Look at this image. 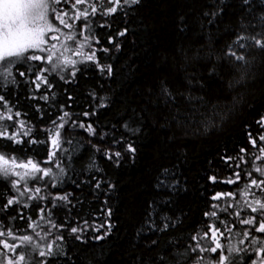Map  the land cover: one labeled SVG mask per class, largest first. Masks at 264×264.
I'll return each instance as SVG.
<instances>
[{
  "label": "trees",
  "instance_id": "16d2710c",
  "mask_svg": "<svg viewBox=\"0 0 264 264\" xmlns=\"http://www.w3.org/2000/svg\"><path fill=\"white\" fill-rule=\"evenodd\" d=\"M218 3L219 0H215V4L213 0H141L133 8L118 9L112 15H103L104 10H100L101 14L89 19L93 21L100 44L93 42L96 48L110 49L107 53L97 52V57L101 64L113 66V75H102L95 63L79 65L81 71L70 84L59 79L62 74L50 75L55 99L50 97L47 102L32 99L42 96L46 85H41L37 91L35 84L30 83L34 75H27L29 67L47 66L39 61L17 66L26 76L20 77L17 73L18 84L6 90L0 87V94L5 96L13 115L12 121L0 120V124L12 125L24 120V131L29 127L33 131L27 137L21 131L23 144L0 139V146L8 145L0 147V151L15 154L25 162L33 159L42 168L49 167L43 162L48 158L51 141L47 144L28 141L48 137L45 129L54 128L52 120L62 115L61 105L73 113L72 119L91 123L98 134L107 132L109 135L101 140L99 135L89 136L84 129L65 125L62 136L72 139L73 144L64 143L63 147L73 152V157L69 162L65 154L64 174L53 169L56 188L51 187L52 181L47 177L43 181L9 177V180H19L17 189L13 190L8 181L0 178V205L7 204L9 197L19 201L0 211V231L4 233L0 241L21 245L20 237L31 236V243L17 247L16 252L30 256L32 264L43 261L47 264H156L158 254L168 253L173 248L183 250L188 243H194L191 235L208 225L215 223L224 230L225 225L219 222L224 220L231 231H224L222 244L248 250L247 254L241 251L240 256L233 259L239 261L243 257L248 261L250 255L254 256L252 237L264 239V233L255 232L258 223L247 225L241 220L258 216L252 213L251 207L256 199L264 201V193L260 189L253 193L256 186L250 185L252 179L260 180L253 169H261L264 163V160H256L264 141L258 140L257 148H253L248 137L249 132L253 137L264 132L257 124L264 117V50L247 41H242L247 45L244 49L234 45L237 53L245 54L248 61L238 71L229 64L234 58L226 56V45L238 31L255 34L260 30L259 26L240 27L241 17L247 24L254 20L260 8L255 0L251 12L245 10L240 0H225V5H220L225 10L213 24H208L209 17L203 13ZM101 24L104 27H100ZM125 28L127 34L118 36V31ZM109 36L119 41V51L109 43ZM213 65L217 71L209 75ZM66 78L72 80L71 75ZM162 86L168 88L175 103L164 95ZM91 93L97 98L93 99ZM189 95L204 99L190 103L185 99ZM69 96L73 99L69 100ZM100 98H104L106 107H97ZM177 108L182 113L179 123L173 119ZM17 111L21 113L18 118L14 115ZM94 111L95 115H83ZM0 112L7 115L2 106ZM125 123L139 131H125ZM16 128H19L18 123ZM121 137L125 143L113 144ZM127 142L134 146V153L125 150ZM92 144L101 151L97 152ZM241 148L247 151L241 152ZM106 149L122 151L123 159L118 165L106 159ZM225 156L235 159L226 163ZM93 159L95 164L89 167ZM237 172L240 179L228 183L229 179L236 180ZM213 176L215 182L210 179ZM26 182L29 191L23 192ZM98 182L99 189L95 187ZM245 185H250L248 192L244 191ZM36 187H41L39 194L35 192ZM67 193L72 194L71 203L53 199L54 195ZM217 193L221 195L213 200ZM30 196L34 198L29 199ZM53 204L59 207L54 208ZM213 204L217 208L213 209ZM212 211L217 217H205V212ZM164 217L175 227L154 231L153 227H163ZM85 221L92 227L83 234L86 242L82 243L70 235L68 229L83 226ZM53 224L64 227H53ZM101 225L100 232L92 231L93 227ZM108 225L111 229L104 239L90 238L100 235ZM9 231L16 239L8 236ZM245 231L251 233L247 239L243 235ZM211 235L209 231L207 243H211ZM153 240L155 244L151 243ZM49 244L54 252L59 250L62 254L41 257L39 252H47ZM0 252L15 259L3 244H0ZM210 255L203 253L205 258Z\"/></svg>",
  "mask_w": 264,
  "mask_h": 264
},
{
  "label": "snow or ice",
  "instance_id": "6c2138e0",
  "mask_svg": "<svg viewBox=\"0 0 264 264\" xmlns=\"http://www.w3.org/2000/svg\"><path fill=\"white\" fill-rule=\"evenodd\" d=\"M141 0H108V3L112 4L111 7H107L104 9L103 15H112L119 10L124 11L125 7L131 9L133 6L138 5ZM257 6L260 8L258 14L255 15L254 20H250L245 24L243 22V17L240 18V27L241 28H257L259 26V31L255 32V34H246L245 32H237L234 39L226 45V56H231L234 59L229 61L230 66L235 67L238 71H241L243 66L248 63L245 54L237 53L234 48V45H238L239 48L244 49L247 47L245 43L242 41L250 42L254 47L260 50H264V0H255ZM70 5L69 9H65L63 7L57 9L55 5L59 4ZM215 4V0H213ZM240 3L245 7V10L248 12L252 11V5L254 0H240ZM80 4H85L86 7L83 9L77 7ZM99 7H104L102 3H99L97 0L96 3L90 2V0H75L73 3L72 0H0V87L3 89H7L10 85H16L19 83L16 79V74L20 77H25L26 72L20 71V64H26L28 61H40L42 64H47L50 67H29L27 75H34V79L30 81V83L35 84V88L37 91L40 90L41 85H46L45 93L40 96H33L32 99H43L47 102L50 97L55 99V94L52 93L53 84L49 79L50 75H53L59 72H63L65 68L71 67L73 71L70 73L72 80L67 79L64 75H60L59 79L62 80L66 84H70L75 80L77 72L81 71V69L77 68V63L89 64L95 63L97 69L100 73L107 74V76L113 75V66L111 64H101L98 57L97 52L103 51L105 53L109 52L110 49L106 47L96 48L93 46L92 41H95L96 45L100 44V40L96 38L94 29H93V21L89 20L90 15H95L98 11ZM220 5H225V0H219V3L211 10L204 11L203 15L205 17H209L207 20L208 24H213L216 18L225 10L224 7ZM89 7L91 8V13L89 12ZM50 13L52 16H50ZM125 15L127 13L125 12ZM53 17L55 21L59 22V25L53 22ZM83 19V23L77 26V21ZM183 20V17H181ZM60 25L64 28L69 29L68 33H64ZM100 27H104L103 24L99 25ZM203 27V23L201 24ZM184 29L181 28V31ZM127 28L118 31L117 35L123 37L127 34ZM52 34V35H49ZM61 37H64V40L61 41ZM57 41L60 44V48L63 49V52L72 51L74 55L82 57L81 60L75 61L71 59H67L63 57V53L60 56H56L55 53L60 49L57 46V43L48 44V41ZM68 41L73 42L75 45L74 48H70L68 45ZM109 43L113 44L116 51L120 50V43L113 36H109ZM85 49H90L91 51L86 52ZM37 53H45L44 56H41ZM211 55V54H209ZM219 59V57H217ZM239 62V63H237ZM15 69V71H14ZM86 70V69H85ZM217 71L216 66L213 65L209 69V75L215 74ZM47 73L48 75H45ZM244 72H241V77L243 78ZM231 87V82L229 83ZM161 91L165 96L172 98L175 103L174 97H172L167 87L162 86ZM93 99H96L95 93H91ZM180 95H183L181 93ZM69 100L73 99L72 96L68 97ZM187 101L191 103L193 100H201L203 101V97H185ZM101 102L97 105L98 108L106 107L104 103V98H100ZM0 106L7 110V115L4 112H0V120H13L12 108L9 107L8 101L6 100L3 94H0ZM65 106H60V112L62 115H58L56 119L52 120V124L54 126L53 129H45L48 133V137L46 139H36L32 138L28 141V143L36 144H47L48 141H51V148L48 151V158L43 163L49 165V167H41L38 162H34L33 159H27L26 162L22 161L15 154L8 155L2 151H0V178L10 183L13 190L17 189L19 180L12 179L9 180V177L18 176L20 180H33V181H43L46 177L50 178L52 183L51 187L56 188L58 184L56 183V173L53 172V169H58L60 174H64L66 172V166L63 163V158L67 153V160L69 162L72 161L73 152H70L68 148L63 147V144L66 143L68 145L73 144V140L67 138L66 136H62L61 130L65 128V125H69L73 128L79 127L84 129L88 133L89 136H97L99 135V139L104 140L109 133L104 132L102 134L97 133V129L91 124H85L82 121H77L72 119L73 113L64 110ZM37 111H40L39 107H37ZM176 114L173 116V119H176L179 123V117L182 115L180 109L177 108L175 110ZM15 117H20L21 113L17 111ZM83 115L85 117L89 115H95V111L92 113L84 112ZM67 118V119H66ZM16 123L19 124V128H16ZM16 123L12 125L0 124V139L12 141L13 144H23L25 141L21 138L20 133L23 131V136H30L33 129L27 128L24 131L26 125L24 120H17ZM257 124L260 128L264 129V117H261ZM125 131L138 132L139 129H131L127 123L123 125ZM249 143L253 148H257V141H264V132L258 134L257 137H253L252 133H248ZM91 143V141H89ZM125 143L124 138L121 137L119 140H114L113 144H121ZM0 147H8V145H3ZM92 147L100 152L101 149L96 144H92ZM125 150L129 153H134L135 148L131 142H127L125 144ZM74 151V150H73ZM241 152H246L247 149L241 148ZM260 155L256 156V160H264V145L259 146L258 149ZM59 153V154H58ZM104 155L106 159L109 161L119 164V161L123 159V154L121 150H104ZM115 157L116 159H113ZM225 162L231 161L235 159L234 157L225 156L223 157ZM240 160L244 161L243 157H240ZM254 163V162H253ZM95 164V160H92V164L89 167ZM231 166V165H230ZM236 167H239V163L236 164ZM17 168L25 169L24 173H18L16 171ZM254 171H257L260 175H264V169L254 168ZM97 171L100 169L97 168ZM166 171V170H165ZM40 174V175H37ZM251 175V173H249ZM236 180L229 179L228 183H236L240 179V173H235ZM213 182L216 181V177H210ZM250 185H254L256 187H260L264 185V180H256L252 179ZM250 185H245L244 191L248 192ZM79 186V185H77ZM100 183L98 182L95 187L97 189L100 188ZM47 187V184H45ZM29 187L27 182L25 183L23 192H28ZM41 191V187H36L35 192L39 194ZM261 191H264V188H261ZM23 192L21 195H23ZM231 193H228L230 195ZM71 193H67L64 195H54L53 199L60 200L65 202L66 204L71 203L69 200V196ZM221 194L217 193L212 197L213 200L219 198ZM34 197H29V199H33ZM44 199V197H41ZM14 203H19L18 200H15L12 197H9L7 200V204L0 205V211L6 210L9 206ZM255 204L257 207H251V211L254 213H258V216L248 217L246 219L241 220L242 224L247 225H256L255 232L264 233V201L260 199L255 200ZM27 207L28 205H24ZM52 207H59V205L53 204ZM213 209L217 208L216 204L211 206ZM43 211V209H41ZM108 215H111V211H108ZM205 217H217V213L215 211L205 212ZM239 215V213H237ZM14 219V218H13ZM163 227L155 228L154 231H166L169 227H175V224H170L169 218L164 217ZM221 224L225 225V229L222 230L216 226L215 223L208 225L202 231H198L195 234L191 235L190 240L194 243H188L187 246L180 250L178 248H173L172 251L168 253H161L157 256L156 264H264V239L257 238L255 236L252 237V252L254 256L249 257L248 261H245L243 257L239 261L233 259L234 256L239 257L241 251H244L246 254L248 253L247 249H237L230 245L226 246L219 242L217 239V233H220L223 236L224 231H231L230 228L227 227V222L224 220L219 221ZM53 227H64V225L57 226L56 224L52 225ZM92 227L88 225L87 221L84 222V225H76L71 226L68 231L69 234L74 236L76 240L81 241L82 243L86 242V234L88 228ZM103 225L98 227H93V232H100V228ZM111 225H108V228L102 232L98 236L90 237L92 240H102L107 236L110 232ZM211 231L212 239L211 243H207L208 241V232ZM4 233L0 231V236H3ZM244 238L247 239L251 233L245 231L243 233ZM8 236L12 239H16V237L8 232ZM21 240V245H10L6 241H0V244H3V248L9 252H12L15 256L13 259L11 256H8L6 252H0V264H32L31 257L25 253H17L16 248L22 246L24 243H31L32 237L28 235H24L19 238ZM57 239H63V236H57ZM206 241L205 244H201L200 241ZM155 244L156 241L153 240L151 242ZM171 243V241H170ZM240 243H243L241 241ZM214 244V246H211ZM259 244V247L256 245ZM208 252L211 255L207 258L203 256V253ZM218 253V255H217ZM62 254L57 250L53 251L52 245H47V252L40 251L39 255L54 257L56 255ZM40 264H47V261L40 262Z\"/></svg>",
  "mask_w": 264,
  "mask_h": 264
},
{
  "label": "rangeland",
  "instance_id": "374dc122",
  "mask_svg": "<svg viewBox=\"0 0 264 264\" xmlns=\"http://www.w3.org/2000/svg\"><path fill=\"white\" fill-rule=\"evenodd\" d=\"M72 2L74 3L75 0H72ZM90 2H92V3H96L97 0H90ZM99 3H102V4L104 5V7H99V5H98V11H97V13H96L94 16H93V15H90V16H89V19H92V18L95 17L97 14H101V11H100V10H104L105 8H107V7H111V6H112V4L108 3V0H99ZM55 7H56L57 9L63 7V8H65V9L67 10V9L70 8V5H65V4L62 3V4H59V5H55ZM77 7L83 9L84 7H86V5H85V4H80V5H78ZM88 10H89V12L91 13V8H90V7H89ZM50 16H52L51 13H50ZM53 22H54L55 24L59 25V22H58V21H55V20H54V17H53ZM81 23H83V19H81L80 21H77V26H79ZM60 28H61V30H62L64 33H68V32H69V29L64 28L62 25H60ZM49 35H52V34H49ZM63 40H64V37H61V41H63ZM52 43H57V46H58V48L60 49L59 51H57V52L55 53L56 56H60L61 53H63V57H64V58H67V59H71V60H75V61H79V60L82 59V57L74 55L72 51L63 52V49L60 48V44H59V42H57V41H51V40L48 41V44H49V45L52 44ZM67 43H68V45H69L70 48H74V47H75V45L73 44V42L68 41ZM92 43H93V46H94V42H93V41H92ZM94 47H95V46H94ZM85 51H86V52H89V51H91V50H90V49H85ZM37 54H39V55H41V56H44V55H45V53H37ZM39 62H40V61H39ZM81 64H83V63H77V65H76L77 68H78V66L81 65ZM44 65L47 66V67H50V66L47 65V64H44ZM72 71H73V69H72L71 67H67V68L64 69V71H63L62 73L59 72V71H57V74H62V75H64L65 77H70V73H71ZM261 169H264V163H263ZM16 171H17L18 173H24L26 170H25V169H22V168H17ZM256 172H257V171H256ZM257 174L259 175L260 180H264V175H260L258 172H257ZM16 177L19 178L18 176H16ZM252 187H255V186L252 185ZM261 188H262V187H261ZM261 188H260V187H256V189H255L254 191H252V192L254 193L257 189H260V190H261ZM263 193H264V191H262V194H263ZM254 203H255V202H254ZM254 205H255V206H254ZM254 205H253V207H257L256 204H254ZM252 213H254V212H252ZM211 239H212V235H211ZM217 239H218L219 242L222 244V241L224 240V238H223L222 236L219 237V236L217 235Z\"/></svg>",
  "mask_w": 264,
  "mask_h": 264
},
{
  "label": "flooded vegetation",
  "instance_id": "af4514ba",
  "mask_svg": "<svg viewBox=\"0 0 264 264\" xmlns=\"http://www.w3.org/2000/svg\"><path fill=\"white\" fill-rule=\"evenodd\" d=\"M253 188V187H252ZM255 190V189H254Z\"/></svg>",
  "mask_w": 264,
  "mask_h": 264
}]
</instances>
